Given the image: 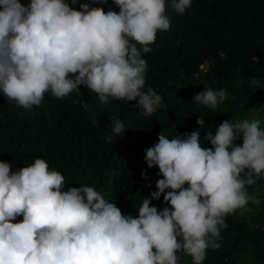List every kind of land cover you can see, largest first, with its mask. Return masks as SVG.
<instances>
[{
    "label": "clouds",
    "instance_id": "1",
    "mask_svg": "<svg viewBox=\"0 0 264 264\" xmlns=\"http://www.w3.org/2000/svg\"><path fill=\"white\" fill-rule=\"evenodd\" d=\"M191 2L168 0V5L182 15ZM114 3L118 14L103 2L100 8L83 3L74 10L65 0H30L28 6L0 0V91L8 101L31 110L47 92L56 98L73 91L81 95L79 86L85 85L105 104L109 98H138L136 106L146 116L164 107L161 95L142 90L148 67L142 53L152 51L158 30L170 28L166 0ZM251 83L259 86L254 77ZM225 99V89L204 88L192 101L214 109ZM196 123L203 126L204 121ZM260 125L259 118L224 121L215 136L206 135L209 149L201 147L198 131L184 139L160 134L145 160L163 176L151 199L163 193L171 210L158 211L143 199L138 218L122 215L94 182L66 181L44 159L14 172L0 161V264H178L180 251L192 264H203L206 250L220 247L224 217L248 204L246 185L264 175ZM111 132L108 142L124 134L120 119ZM241 133L242 146H236ZM87 161L88 171L101 176L106 163Z\"/></svg>",
    "mask_w": 264,
    "mask_h": 264
},
{
    "label": "trees",
    "instance_id": "2",
    "mask_svg": "<svg viewBox=\"0 0 264 264\" xmlns=\"http://www.w3.org/2000/svg\"><path fill=\"white\" fill-rule=\"evenodd\" d=\"M19 2L30 4V0ZM65 2L74 10H81L83 3L99 7L103 2L119 13L114 0ZM165 14L169 30H158L149 45L152 51L142 53L148 64L142 90L151 88L161 95L164 107L146 116L136 106L138 98H109L105 104L80 85L81 95L73 91L56 98L47 92L39 106L26 110L10 103L0 91V161L9 163L14 172L36 158L44 159L49 170L60 172L66 181L94 182L122 215L138 218L143 199H149L158 211L170 209L163 193L151 199L163 176L158 166L149 169L145 160L146 150L158 143L160 134L184 139L185 134L198 131L201 147L209 149L212 145L206 135L215 136L224 121L259 118L264 129V0H192L182 15L166 0ZM253 77L259 86L252 85ZM204 88H223L226 99L214 109L192 101ZM82 103L89 105L87 111ZM198 118L203 119V126L197 125ZM116 119L123 122L125 132L108 142ZM233 143L242 146V133ZM78 158L86 161L71 163ZM88 158L106 163L101 176L88 171ZM246 190L251 199L224 217L227 227L220 230V247L208 248L203 264H264V175L246 185ZM21 219L22 215L17 216L13 222ZM176 254L178 264H192L183 251Z\"/></svg>",
    "mask_w": 264,
    "mask_h": 264
}]
</instances>
